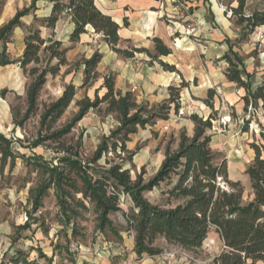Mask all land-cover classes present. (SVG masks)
I'll use <instances>...</instances> for the list:
<instances>
[{
  "label": "trees",
  "instance_id": "1",
  "mask_svg": "<svg viewBox=\"0 0 264 264\" xmlns=\"http://www.w3.org/2000/svg\"><path fill=\"white\" fill-rule=\"evenodd\" d=\"M37 1L33 0L29 7L17 10L10 20L0 26V66L15 62L10 57L8 44L12 40L14 29L25 27V49L16 62L30 78V83L26 88L24 115L19 118V115L13 114L15 126L21 127L38 111L39 95L48 77L59 75L62 67L68 65L67 48L55 38V28L63 13L70 15L75 24L70 35L73 42L78 41L90 25L96 33L103 35L104 41L112 50L126 57H133L135 52H147L152 59H157L158 56L172 53V49L158 37L153 39L155 54L143 48H119V25L97 8L95 0H50V15L38 17L34 14V21L25 26L22 18L35 13ZM245 8L246 0H238V5L230 8L232 16L236 18L235 24L241 27L243 36L264 25V7H256L249 14L245 13ZM44 28L48 30L46 36L42 33ZM102 58L103 54L97 51L90 58L80 60V64L84 65L81 89L87 88L99 77L97 67ZM222 59L228 64V80L245 90L242 97L245 110L251 102L264 101V86L252 87V75L246 72L243 59L232 46ZM160 63L163 68L176 71L175 66L163 61ZM186 85L182 81L179 86H169V99L160 106L149 107L145 103H137L131 91L122 93L117 90L114 76L108 74L102 84L105 88L102 96L97 91L94 99L84 96L77 100L78 110L70 121L51 133L42 135L40 131L29 141L27 147L30 149H35L46 141L57 143V152L62 155L56 157V164L46 161L41 154L20 153L15 143L23 147L24 141L20 138H8L0 132V171L3 173L8 161L12 170L16 160L22 159L25 166L32 167L43 176L42 181L30 190L29 215L32 216L43 206V198L53 188L62 215L61 221L67 226L73 222L72 235L75 237L80 235L75 221L81 217L83 211L89 210L86 205L88 203L97 215V228L108 230L121 238L110 214L121 210V195L124 194L133 202V208L125 214V219L128 229L134 233V250L139 255L161 253L162 249L155 245L159 238L165 239L168 244L196 252L203 247L208 234L214 231L219 235L223 248L213 258V264L264 263V126L260 127L258 142L250 144L255 155L245 173L250 181L251 194L249 199L243 201L244 187L241 181L229 178L227 161L216 162L211 147L212 135L209 130L213 127L217 112L214 110V98L217 95L214 88H210L207 97L202 100L213 111L206 118L196 113L189 116L194 124L193 134L190 136L182 132L176 150L167 146L165 159L156 175L149 181L143 180L142 173L133 180L130 170L123 168L121 163L112 164L108 168H97L95 165L109 152L128 153V158L131 159L135 153L126 146L131 136L139 128L154 125L158 119H168L172 103L175 112H178L180 93ZM77 90L74 84H67L62 95L45 106L40 114L41 129H50L62 117L73 102ZM6 92L7 89L2 90L1 95L4 96ZM102 105H105L106 113L115 116L119 125L110 135L102 137L92 158L84 161L79 152L82 137L79 136L74 145H68L62 139L91 110L99 109ZM248 124L249 120L244 124L245 131H248ZM162 182L171 185L166 191L169 200L164 206L151 203L144 195ZM78 195L80 198H77ZM15 228L13 244L20 239L21 231L31 228V222ZM45 232L47 233V229ZM30 249L37 251L39 258H45L51 263L52 259L42 248L38 246ZM1 253L0 251V255ZM6 254L0 264H38L37 259H32L30 253L21 248H15L8 254L7 260Z\"/></svg>",
  "mask_w": 264,
  "mask_h": 264
},
{
  "label": "rangeland",
  "instance_id": "2",
  "mask_svg": "<svg viewBox=\"0 0 264 264\" xmlns=\"http://www.w3.org/2000/svg\"><path fill=\"white\" fill-rule=\"evenodd\" d=\"M215 1V11L219 20L216 15L213 16L207 10V29L203 26L199 29V21L194 17L183 22L185 28L177 29V26L171 23L174 28L171 40L175 48L173 56L179 61L182 74L189 80L185 81L187 85L181 90L185 98L180 93L179 111L175 112L172 103L168 119H158L152 126L139 128L138 132L132 135L131 140L126 143L128 150L135 153L131 159L128 158V153L109 152L97 161L95 164L97 168H108L112 164L121 163L123 168L130 170L133 180L142 173L143 180L149 181L156 175L165 159L167 146L171 150H176L181 133L189 134L190 132L192 134L188 126L189 116L196 113L206 118L213 111L202 100L207 97V91L214 88L217 92L214 98V110L217 112L213 127L209 130L212 135L211 147L216 162L227 161L229 178L233 181H241L244 187L243 201L249 199L251 186L245 171L255 155L250 144L258 142L260 127L264 126V101L251 102L247 110L244 108L237 111V103L231 105L228 101L229 94L235 93L240 96V92L245 94V90L236 84H228L226 78L228 65L225 60H221V57L228 52L229 46H232L233 50L243 59L246 72L252 74L255 88L264 86V25L243 36L241 27L235 24L236 18L230 11L231 7L238 5V0ZM208 4L211 8L212 0H208ZM256 7H264V0H246L245 13L249 14ZM211 28L216 29V35ZM42 33L45 36L47 34L44 30ZM200 44L207 45V47L212 44V46L206 49L200 47ZM9 51L10 57L15 62L0 68V132L8 138H20L24 141L23 147L15 143L20 153L41 154L46 161L56 164V157L62 155L57 152V143L46 141L35 149L27 146L40 131L44 135L59 130L77 112L76 101L85 95L84 90L78 92L62 117L50 129L47 127L41 129L40 114L45 106L61 96L68 84L70 73L75 68L76 73L81 71L80 60L71 62L70 66L62 67L59 75L48 77L39 95L38 111L20 127L15 126L13 114L19 115V118L24 115L26 88L30 83V78L16 62L21 56L19 41H16L15 46ZM95 82L99 83V78L91 82L89 86ZM4 89H7V92L2 96L1 91ZM160 105H153V107ZM247 120H249L248 131H245L244 124ZM117 126L118 121L115 116L106 113L105 106L102 105L99 109L91 110L62 140L68 145H74L81 136L80 157L84 161H89L102 137L110 135ZM42 179L43 176L32 167L25 166L22 159L16 160V165L12 170H10L8 161L3 173L0 171V221L8 219L14 231H16V226L31 222L30 229L20 232V239L15 242L14 247L28 251L30 247L37 245L46 252L55 251L59 258L58 264H82L89 257L102 252L117 251L120 246H123L124 261H128L131 249L128 244L124 245L123 236L127 238L130 235L134 239V233L128 229L125 219V214L133 208L130 197L122 194L121 210L110 214L121 238L114 236L108 230L102 231L97 228V215L88 203L86 205L89 210L83 211L81 217L75 221L76 228L80 232V235L75 237L72 235L73 222L67 226L61 221L62 215L53 188L43 198V206L32 216L29 215L31 211L30 190L35 188ZM170 187L169 183L162 182L144 195L151 203L164 206L169 200L166 191ZM77 198H80V195ZM3 245L6 244L3 243ZM3 245L0 244L1 252ZM155 245L162 249L161 253L155 255L172 253L173 256H169L172 260L183 261L185 264H213V258L220 254L223 248L220 237L214 231L208 234L203 247L196 252L168 244L163 238L157 239ZM257 264L264 263L258 262Z\"/></svg>",
  "mask_w": 264,
  "mask_h": 264
},
{
  "label": "crops",
  "instance_id": "3",
  "mask_svg": "<svg viewBox=\"0 0 264 264\" xmlns=\"http://www.w3.org/2000/svg\"><path fill=\"white\" fill-rule=\"evenodd\" d=\"M32 1L33 0H0V26L10 20L17 10L29 7ZM214 1L212 0L213 6L209 8L208 0H95L97 8L102 13L110 16L119 25V48L127 50H131L132 48H143L149 53L155 54V42L153 39L158 37L166 46L172 49V53L158 56L157 59H152L147 52H135L133 57H126L112 50L108 43L104 41L103 35L96 33L94 28L90 25L86 27V33H83L78 41L73 42L70 40V35L75 28V24L72 22L70 15L63 13L55 28V38L60 40L63 46L67 48L68 65L66 66H70L73 61L90 58L97 51L103 54V58L97 67V71L100 74L98 77L99 83L95 82L88 87V90L87 88H80L84 78L83 64L79 65L81 71L76 73L77 71L75 68L72 73H70L67 83H72L79 89L76 96L78 92L84 90V96L94 99L97 91L99 96L103 95L105 91V88L102 87L104 77L108 74H112L115 79V88L122 93L131 91L137 103H145L149 107L162 104L170 97L169 86H179V83L182 81H189L185 75L182 74L183 72H181L179 68V61L173 56L175 48L171 44V40L173 38L174 28L171 23L175 24L177 29H179V27L185 28L183 22L194 17L199 21V29H201L202 26L207 29V10L210 11L213 16H217ZM36 7L37 10L35 13H30L22 18V22L25 26L30 25L34 21V14L38 17L50 15L52 3L50 0H38ZM217 19L219 20L218 16ZM211 29L216 35V29ZM43 30L44 33L48 34L47 29L44 28ZM24 34L25 27H16L14 29L12 35L13 41L11 40L8 44V51L15 46L16 41H19L21 45L20 55L23 54L25 49ZM199 46L208 49L212 44H210L209 47H207V45L202 46L201 44ZM216 57L218 58V56ZM222 57L221 60H223ZM160 61L175 66L176 71L163 68ZM3 67L5 66H0V68ZM245 79L247 78L245 77ZM227 81L229 85L236 84L229 81L228 78ZM250 81L252 87L255 88L252 82V76L250 77ZM96 83L97 85H95ZM181 95L185 98L183 93H181ZM243 95L242 92H240V96H237L235 93L229 94L228 101L231 105L237 103V111L245 108V103L242 99ZM188 121L189 130L193 134L194 124L190 118H188ZM192 134L189 132L188 135ZM14 233L15 231L8 219L0 221V244H6L2 246L3 249L1 247L2 253L0 255V262L5 253H7L5 259L7 260L8 254L12 253L16 248L14 247L15 243H12L11 237ZM123 243L124 245L128 244V247L131 249V253L128 255L130 258H128L127 262L124 261L125 250H123V246H120L117 251L102 252L96 256L89 257L86 259V262L82 264H185L183 261L172 260L166 254H137L134 250V239L130 235L127 238L123 236ZM35 247L38 246L36 245ZM40 248L42 247L40 246ZM42 250L52 259L51 263L45 258H39L35 250L31 251L29 248L26 252L30 253L32 259H37L38 264H58L59 258L55 251L46 252L43 248Z\"/></svg>",
  "mask_w": 264,
  "mask_h": 264
},
{
  "label": "built area",
  "instance_id": "4",
  "mask_svg": "<svg viewBox=\"0 0 264 264\" xmlns=\"http://www.w3.org/2000/svg\"><path fill=\"white\" fill-rule=\"evenodd\" d=\"M118 125H119V122H118ZM122 198H121V200H123V196H121ZM167 256H173V254L172 253H168V254H166Z\"/></svg>",
  "mask_w": 264,
  "mask_h": 264
}]
</instances>
